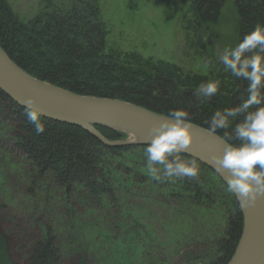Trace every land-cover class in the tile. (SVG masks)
<instances>
[{
    "label": "trees",
    "instance_id": "1",
    "mask_svg": "<svg viewBox=\"0 0 264 264\" xmlns=\"http://www.w3.org/2000/svg\"><path fill=\"white\" fill-rule=\"evenodd\" d=\"M40 2L39 13L24 21L8 0H0V47L38 80L77 95L121 100L167 117L170 112L185 111L189 123L208 131L217 111L234 109L246 99L248 83L235 79L230 72L185 73L175 64L153 63L135 53L122 55L108 50L99 0ZM225 2L192 0V33L197 46L206 49L214 45L216 36L211 34L210 38L205 31L219 22ZM235 4L238 46L257 25L264 27V0H235ZM217 81L219 95L207 102L196 99V89ZM24 112L0 91V163H6L11 153L16 154L13 159H18L21 172L16 176L18 180L23 176L27 185L21 194L25 195L26 204L31 205L28 223L32 227L31 231L21 232L9 226V235L0 226V264L230 262L241 238L243 216L234 195L209 168L181 155V160L196 163L199 179L156 182L147 175V147H107L84 129L42 117L45 132L37 135ZM239 122V119L232 122L233 127ZM98 130L109 141L126 139L124 134L109 129ZM216 135L223 138L224 133L218 131ZM122 193L144 196L156 193L157 201L175 214V220L190 207L217 212L224 225L209 245L191 249L186 255L177 253L175 259H165L161 246L151 244L156 242L154 234L145 231L137 217L130 218L131 213H126ZM48 204L67 223L59 225L62 235L70 236L68 240L62 235L57 237L48 220H42L45 212L41 206ZM87 209L97 220L95 225L102 222L97 232L104 236L101 241L92 236L90 249L74 251L71 246L83 247L78 235L85 233L82 218ZM99 248L105 249L104 255L96 253Z\"/></svg>",
    "mask_w": 264,
    "mask_h": 264
},
{
    "label": "rangeland",
    "instance_id": "2",
    "mask_svg": "<svg viewBox=\"0 0 264 264\" xmlns=\"http://www.w3.org/2000/svg\"><path fill=\"white\" fill-rule=\"evenodd\" d=\"M8 1L24 21L33 19L41 9L40 0ZM99 8L107 30L108 50L122 55L135 53L143 60L153 63L175 64L185 73L210 75L226 72L219 62V56L224 49L237 47L238 13L235 0H226L219 22L205 31L209 37L211 34L216 36L214 45L206 49L197 46L196 36L192 33V0H99ZM206 60L212 61L208 68L204 67ZM2 145L7 147L3 142ZM11 154H8L6 160L1 157L6 163H0V226L8 234L11 231L9 226L21 232L32 228L28 223V210L31 205L26 204L25 195L21 194L23 186L25 188L27 185L23 182V176L21 180L17 179L16 175L21 173L17 166L18 159L15 161L13 158L16 154ZM120 197L127 206L126 213H131L128 216H133L134 219L137 217L145 231L154 234L155 237H152L156 238V242L151 244L161 246L165 259H175L177 253L186 255L191 249L209 245L224 225L217 212L209 213L193 207L187 208V213L181 211L175 220V214L169 213L167 206L157 201L156 193L152 196L122 193ZM47 210L49 216L46 214ZM41 211L45 212L42 220H48L57 237H61L59 224L67 223L61 219L54 206H41ZM83 213L85 233L78 235L83 247L71 246L74 251H84L87 247L90 249L93 245L92 236L97 241H101L104 236L97 232L99 227L102 228V222L98 220V225H95L97 220L88 209ZM62 236L65 240L70 237L68 234ZM99 252L104 255L105 249L102 251L99 248L96 253ZM180 261L181 258L176 260Z\"/></svg>",
    "mask_w": 264,
    "mask_h": 264
},
{
    "label": "clouds",
    "instance_id": "3",
    "mask_svg": "<svg viewBox=\"0 0 264 264\" xmlns=\"http://www.w3.org/2000/svg\"><path fill=\"white\" fill-rule=\"evenodd\" d=\"M219 62L235 79L248 83L246 99H242L240 106L217 111L208 126L210 136L218 131L224 133L223 154L213 155L211 164L225 176L228 191L237 197L244 210L264 199V27L257 25L237 47L224 49ZM211 64L212 61L206 60L204 67ZM219 88V81L202 84L194 96L200 102L211 101L220 94ZM23 115L37 135L45 132L42 113L34 100L25 102ZM238 119L240 122L233 127L232 122ZM189 120L187 112L173 111L150 129L145 157L147 175L153 181L199 179L196 163L180 159L193 143Z\"/></svg>",
    "mask_w": 264,
    "mask_h": 264
},
{
    "label": "water",
    "instance_id": "4",
    "mask_svg": "<svg viewBox=\"0 0 264 264\" xmlns=\"http://www.w3.org/2000/svg\"><path fill=\"white\" fill-rule=\"evenodd\" d=\"M0 91L23 109L27 100H34L42 118L84 129L111 148L148 147L150 129L167 118L121 100L81 96L38 80L14 63L1 47ZM190 124L193 143L190 150L181 155L209 168L228 188L225 176L217 173L211 164L213 155L223 154V138L210 136L208 130ZM99 127L124 134L126 139L109 141L99 132ZM241 212L243 230L228 264H264V199Z\"/></svg>",
    "mask_w": 264,
    "mask_h": 264
}]
</instances>
